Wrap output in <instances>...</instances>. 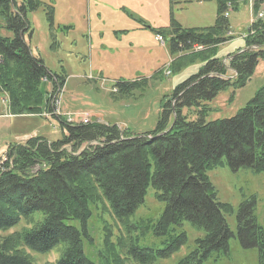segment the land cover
Wrapping results in <instances>:
<instances>
[{
	"label": "trees",
	"instance_id": "1",
	"mask_svg": "<svg viewBox=\"0 0 264 264\" xmlns=\"http://www.w3.org/2000/svg\"><path fill=\"white\" fill-rule=\"evenodd\" d=\"M247 1L217 0L216 19L210 27L183 29L172 17L167 28L156 31L166 44L169 42L172 58L178 54L172 62L174 68L189 57L212 56L203 60L196 76L175 88L171 98L161 103L151 134L134 138L116 126L97 122L70 125L60 119L62 130H66L60 140L36 136L22 145L8 146L0 160V231L12 228L21 218L40 216L35 213H41V219L30 229L0 242V264H33L20 247L48 253L60 244L61 255L52 264H93L83 250L84 241L93 240L88 227L92 212L97 206L107 211L123 225L127 235L134 229L126 226L128 219L144 203L149 187L156 200L164 204L156 223L159 235H167L170 227H182L184 222L204 232V238L196 241V249L178 264H201L212 252H228V242L234 235L225 216L231 208L217 201L205 172L225 164L233 171L250 168L264 172V86L230 119L206 122L207 110L202 103L228 87H244L258 58L264 56V21H256L249 28L243 48L229 54L227 64L214 56L216 47L233 39L223 13L228 6L233 11ZM169 3L172 12L176 0ZM262 4L264 0H252L253 13ZM39 5V0H22L19 4L16 0H0L6 27L15 34L12 40L0 37V92L9 95L13 114L38 113L44 102L37 87L45 78V69L40 59L30 55L21 35L28 27L26 9L35 10ZM11 7L15 16H11ZM47 16L52 25L53 9H48ZM194 46L203 51L194 52ZM190 52L194 53L185 55ZM143 83L128 81L115 87L123 96ZM57 85L61 86L53 83L51 96ZM184 108H199L200 112L190 119L189 114H183ZM173 118L174 125L168 130ZM254 204L252 200L240 207L237 237L242 248L257 249L258 264H264V226L252 213ZM125 235L118 237L114 247L108 235L104 236L109 250L105 264H155L152 250L137 247ZM185 242L182 232L158 255L168 257Z\"/></svg>",
	"mask_w": 264,
	"mask_h": 264
},
{
	"label": "rangeland",
	"instance_id": "2",
	"mask_svg": "<svg viewBox=\"0 0 264 264\" xmlns=\"http://www.w3.org/2000/svg\"><path fill=\"white\" fill-rule=\"evenodd\" d=\"M21 1L16 0V3ZM39 3L38 9H26L25 20L29 28L24 29L21 35L30 55L40 59L45 69V78L41 79L37 87L44 102L39 106L38 113L13 114L9 110V95L0 92L2 159L11 144L22 145L36 136L48 141L60 140L63 130L66 131L64 127L62 130L59 122L60 119L64 120V116L75 124L87 120V123L116 126L122 132L134 136L151 134L158 121L161 103L171 98L174 81L179 77L185 78L184 74L194 70L188 68L212 56L206 54L203 58L189 57L174 68V58H169L165 49L166 42L164 45L156 43L154 34L157 30L167 28L172 17L183 29L212 26L218 10L217 0H176L171 6L173 13L170 11L169 0H39ZM50 8L54 9L52 25L47 16ZM263 11L264 4L253 13L252 0H248L247 4H238L235 10L229 11L228 23L236 40H242L243 44L245 36L242 39L239 37L247 33L256 23V15ZM10 13L11 16L16 15L12 7ZM137 24L143 25L146 30H138ZM6 26L0 8V37L14 39V32ZM123 30L127 33L116 32ZM249 33L253 34L251 31ZM223 47H216L215 54ZM151 75L154 76L129 94L122 96L115 87L117 83L128 82L130 78L147 79ZM54 82L61 86L57 85V91L51 96ZM263 86L264 56L258 58L253 74L244 87L238 90L228 87L218 92L212 100L202 103L207 110L205 121L234 117ZM48 97L59 102L61 114L49 111L50 102L46 110ZM197 112H200L199 108L183 110V114H189L190 119H194ZM205 174L216 191L217 201L231 208L225 219L234 236L228 242L227 253L212 252L201 264H258V250L244 249L240 245L237 216L243 204L254 200L252 213L258 224L264 226V172L256 173L250 168L233 171L225 164L207 170ZM163 209L164 204L156 200L154 190L149 187L144 203L126 224L134 229L125 235L123 225L115 222L107 211H101L97 206L88 223L93 240L84 241L85 256L93 264H105L109 250L108 243H104V236L108 235L114 247L118 237L125 235L137 247L152 250L156 255L155 264H178L196 249V241L204 238V232L184 222L182 227H170L167 235H159L156 223ZM36 214L40 216H33L30 220L21 218L12 228L1 230L0 242L30 229L34 221L41 219V213ZM68 224L78 226L76 222ZM182 232L186 235L184 245L168 257L158 255ZM62 246L60 244L48 253H37L23 246L19 251L27 255L33 264H52L59 259ZM107 264L113 263L109 261ZM125 264L135 263L126 261Z\"/></svg>",
	"mask_w": 264,
	"mask_h": 264
},
{
	"label": "crops",
	"instance_id": "3",
	"mask_svg": "<svg viewBox=\"0 0 264 264\" xmlns=\"http://www.w3.org/2000/svg\"><path fill=\"white\" fill-rule=\"evenodd\" d=\"M41 1V0H40ZM65 1H71V0H65ZM53 11H54V9H53ZM215 19H216V15H215ZM215 19H214V21H215ZM133 21V20H132ZM214 21H213V24H214ZM144 23V22H143ZM229 24V23H228ZM230 26V25H229ZM137 29L138 30H142V31H144V30H146V28H144L143 29V25L142 26H140V25H138L137 24ZM194 29H196V28H194ZM230 30H231V26H230ZM157 31H159V30H157ZM117 33H123V34H126L127 32L125 31V30H123L122 32L121 31H116ZM150 32V31H149ZM231 32H233L232 30H231ZM150 34H153L152 32H150ZM155 36H156V33L154 34V41L156 42V43H158L156 40H155ZM237 38H233L232 40H229L228 42H226V43H224V44H222V45H224V47L220 50H218L217 52H216V54L214 55L215 56V58H218V59H221V60H223V59H225L229 54H232V53H234V52H236L238 49H241V48H243V44H242V40H236ZM159 44V43H158ZM166 45V47H165V49H166V51L168 52V48H167V44H165ZM164 47V46H163ZM169 53V52H168ZM170 57H172L170 54H169V58ZM175 58V57H174ZM176 58H178V56L176 57ZM204 65V63H198V64H196V66H194V67H190V68H188L187 70H189V69H192V68H194V70L192 71V72H189V73H187V74H184V76H185V78H178L176 81H174V88L172 89V91H171V93L174 91V89L175 88H177L179 85H181L182 83H184L185 81H187L188 79H190V78H192V77H194V76H196L197 74H198V71H199V69L202 67ZM152 76H154V75H151V76H149V78H147V79H140V78H137V79H139L140 81H146V80H148V79H150ZM131 79V78H130ZM130 79H128V81H130V82H133V81H136L137 79H134V80H130ZM4 157V156H3Z\"/></svg>",
	"mask_w": 264,
	"mask_h": 264
},
{
	"label": "built area",
	"instance_id": "4",
	"mask_svg": "<svg viewBox=\"0 0 264 264\" xmlns=\"http://www.w3.org/2000/svg\"><path fill=\"white\" fill-rule=\"evenodd\" d=\"M224 16L226 17V16H227V13H225ZM256 19L263 21V20H264V11H263V12H259V13L257 14V16H256ZM155 40H156L157 42L161 43V45H163V43H164L163 38H162V36H160V35H157V36L155 37ZM193 51H194V52H200V51H203V48L200 47V46H194V47H193ZM52 107H53V112H55L56 114H59V102L56 101V99H54V100L52 101ZM53 112H52V113H53ZM68 122H72L70 118H68ZM82 122H83L84 124H86V123H87V120H83Z\"/></svg>",
	"mask_w": 264,
	"mask_h": 264
},
{
	"label": "water",
	"instance_id": "5",
	"mask_svg": "<svg viewBox=\"0 0 264 264\" xmlns=\"http://www.w3.org/2000/svg\"><path fill=\"white\" fill-rule=\"evenodd\" d=\"M174 122H175V118H173V122H172V124H171V126L169 127V129L168 130H170L171 128H172V126L174 125ZM143 136H136V137H134V138H142ZM147 138H150V137H147Z\"/></svg>",
	"mask_w": 264,
	"mask_h": 264
}]
</instances>
